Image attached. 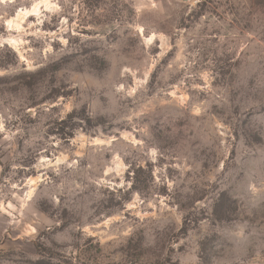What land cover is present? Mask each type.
Instances as JSON below:
<instances>
[{"label": "rangeland", "instance_id": "rangeland-1", "mask_svg": "<svg viewBox=\"0 0 264 264\" xmlns=\"http://www.w3.org/2000/svg\"><path fill=\"white\" fill-rule=\"evenodd\" d=\"M0 264H264V0H0Z\"/></svg>", "mask_w": 264, "mask_h": 264}, {"label": "built area", "instance_id": "built-area-1", "mask_svg": "<svg viewBox=\"0 0 264 264\" xmlns=\"http://www.w3.org/2000/svg\"><path fill=\"white\" fill-rule=\"evenodd\" d=\"M181 1H185V2H188V3H194V2H196L198 0H181Z\"/></svg>", "mask_w": 264, "mask_h": 264}]
</instances>
